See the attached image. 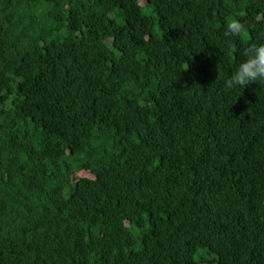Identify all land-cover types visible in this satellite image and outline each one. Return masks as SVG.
<instances>
[{
  "label": "trees",
  "instance_id": "16d2710c",
  "mask_svg": "<svg viewBox=\"0 0 264 264\" xmlns=\"http://www.w3.org/2000/svg\"><path fill=\"white\" fill-rule=\"evenodd\" d=\"M261 16L0 0V264H264V85L224 83Z\"/></svg>",
  "mask_w": 264,
  "mask_h": 264
},
{
  "label": "clouds",
  "instance_id": "9594fccd",
  "mask_svg": "<svg viewBox=\"0 0 264 264\" xmlns=\"http://www.w3.org/2000/svg\"><path fill=\"white\" fill-rule=\"evenodd\" d=\"M264 20V16L257 17ZM225 35L239 38L242 35L247 38L246 24L238 18H233L226 28ZM243 59L234 67L229 78L226 79L225 87L230 90L246 88L253 83L264 85V42L251 44L244 49Z\"/></svg>",
  "mask_w": 264,
  "mask_h": 264
},
{
  "label": "rangeland",
  "instance_id": "374dc122",
  "mask_svg": "<svg viewBox=\"0 0 264 264\" xmlns=\"http://www.w3.org/2000/svg\"><path fill=\"white\" fill-rule=\"evenodd\" d=\"M141 2H142L143 4H146V0H141ZM77 176H78V177H79V176L94 177L93 173L90 172L89 170H83V171H81L80 173H78ZM69 190H70V189L67 188L66 192H69Z\"/></svg>",
  "mask_w": 264,
  "mask_h": 264
}]
</instances>
